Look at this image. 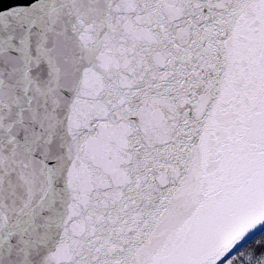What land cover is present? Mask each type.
I'll use <instances>...</instances> for the list:
<instances>
[{"label": "snow or ice", "instance_id": "1", "mask_svg": "<svg viewBox=\"0 0 264 264\" xmlns=\"http://www.w3.org/2000/svg\"><path fill=\"white\" fill-rule=\"evenodd\" d=\"M0 264H264V0H0Z\"/></svg>", "mask_w": 264, "mask_h": 264}]
</instances>
